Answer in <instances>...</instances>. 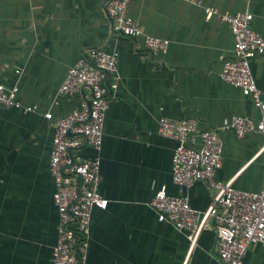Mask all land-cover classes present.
I'll use <instances>...</instances> for the list:
<instances>
[{"label": "crops", "instance_id": "obj_1", "mask_svg": "<svg viewBox=\"0 0 264 264\" xmlns=\"http://www.w3.org/2000/svg\"><path fill=\"white\" fill-rule=\"evenodd\" d=\"M107 0H0V78L16 88L14 99L35 113L0 108V264H50L57 216L47 171L53 127L42 118L77 109L87 89L62 96L57 89L82 51L101 48L117 55L116 88L109 92L97 153L84 148L81 159H99L98 194L104 210L90 214L85 264H218L214 231L203 230L191 251L186 239L156 221L149 207L163 187L167 196L185 197L202 211L211 193L201 182L176 186L170 179L175 142L157 134V119H193L198 130L217 129L231 117L257 121L251 100L218 78L231 56L226 25L204 20L202 8L251 14L250 27L264 39V0H130L127 14L144 35L165 39V53L149 55L141 38L114 34L105 18ZM264 100V56L250 62ZM220 168L214 179L256 192L264 182L261 135L237 139L217 132ZM189 146L196 148L193 138ZM246 264H264V247L249 246Z\"/></svg>", "mask_w": 264, "mask_h": 264}, {"label": "built area", "instance_id": "obj_2", "mask_svg": "<svg viewBox=\"0 0 264 264\" xmlns=\"http://www.w3.org/2000/svg\"><path fill=\"white\" fill-rule=\"evenodd\" d=\"M130 0H107L103 11L111 31L121 37H140L143 50L149 55L163 54L168 41L144 35L127 14ZM203 18L216 19L226 25L232 48L228 60H222L218 78L251 100L258 112L255 122L245 117H231L217 129L198 130L193 119L172 121L157 119V134L175 142L170 157L171 182L188 188L203 183L211 193L209 205L202 211L192 209L185 197L167 196L158 189L149 207L156 221L165 223L181 234L194 247L203 230L214 231L213 253L218 264H246L244 254L249 246L264 247V182L256 192L238 190L230 181L214 179L220 168L221 143L217 132L230 131L242 139L254 134L264 137V100L257 90L250 72V62L264 56V39L250 27L251 14L218 13L212 7L202 8ZM117 55L101 48L82 51L70 66L57 89L62 96L78 94L87 89V97L79 107L51 121L53 132L47 162L52 179V205L57 216L56 240L50 253V264H85L88 247L89 221L93 210H104L106 200L98 194L99 159H81L84 148L97 153L102 139V124L108 106L109 92L116 88ZM16 88H5L0 78V108L22 113H35L33 106H22L14 99ZM199 146L192 148L193 138ZM264 153V142L259 148ZM184 261L181 264H185Z\"/></svg>", "mask_w": 264, "mask_h": 264}]
</instances>
